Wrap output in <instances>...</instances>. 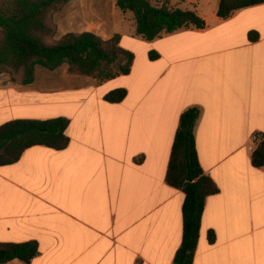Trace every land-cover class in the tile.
Segmentation results:
<instances>
[{"label":"crops","instance_id":"1","mask_svg":"<svg viewBox=\"0 0 264 264\" xmlns=\"http://www.w3.org/2000/svg\"><path fill=\"white\" fill-rule=\"evenodd\" d=\"M171 1L204 26L150 41L92 32L129 39L128 74L100 81L63 64L0 87V124L69 120L64 149L35 145L0 166V243L37 248L0 264H173L185 194L166 175L193 107L198 162L218 192L205 199L192 264H264V165L252 164L254 136L264 138V3L221 18L219 0ZM118 88L124 99L106 101Z\"/></svg>","mask_w":264,"mask_h":264},{"label":"trees","instance_id":"2","mask_svg":"<svg viewBox=\"0 0 264 264\" xmlns=\"http://www.w3.org/2000/svg\"><path fill=\"white\" fill-rule=\"evenodd\" d=\"M70 0H12L8 8H0V68L20 74V84L33 82L37 67L53 71L63 64L74 74L93 76L100 81L130 72L134 55L120 46V36L109 39L83 31L68 32L56 42L46 38L55 32L48 21L51 11ZM264 3V0H219L217 16L226 18L242 8ZM123 12L133 14L135 34L150 41L183 28H202L204 21L194 10L153 5L150 0H116ZM154 53L149 57L153 58ZM116 69H112L116 66ZM124 88L108 92L104 98L111 103L124 99ZM198 108L182 113L171 150L166 181L185 194L182 206V241L173 264H192L199 237L205 199L218 192L213 180L203 173L197 158L194 126ZM69 120L13 119L0 124V166L16 162L24 150L43 145L54 150L64 149L69 138L65 131ZM255 167L264 165V138L252 153ZM214 232L208 240L214 241ZM37 253L34 243H0V262L19 258L28 262Z\"/></svg>","mask_w":264,"mask_h":264},{"label":"rangeland","instance_id":"3","mask_svg":"<svg viewBox=\"0 0 264 264\" xmlns=\"http://www.w3.org/2000/svg\"><path fill=\"white\" fill-rule=\"evenodd\" d=\"M150 2L158 6L166 4L170 8L176 7L171 0H150ZM11 3L12 0H0V8H8ZM48 21L55 34L45 39L47 43L56 42L68 32L90 31L102 36L107 32H135L133 14L129 11H121L116 6V0H70L67 4L51 11ZM129 42V39L124 37L121 45L129 46ZM131 48L136 50L137 46ZM116 67L117 65L112 69ZM12 82L20 84V74L0 68V87Z\"/></svg>","mask_w":264,"mask_h":264},{"label":"built area","instance_id":"4","mask_svg":"<svg viewBox=\"0 0 264 264\" xmlns=\"http://www.w3.org/2000/svg\"><path fill=\"white\" fill-rule=\"evenodd\" d=\"M254 139H255L256 141H262V138H261L260 135H255V136H254Z\"/></svg>","mask_w":264,"mask_h":264}]
</instances>
